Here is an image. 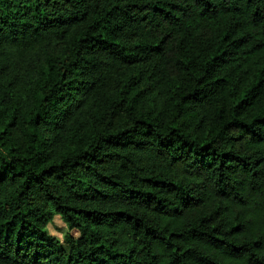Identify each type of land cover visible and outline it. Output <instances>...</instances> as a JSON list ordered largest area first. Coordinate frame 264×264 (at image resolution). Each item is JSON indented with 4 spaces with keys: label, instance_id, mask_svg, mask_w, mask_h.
<instances>
[{
    "label": "trees",
    "instance_id": "16d2710c",
    "mask_svg": "<svg viewBox=\"0 0 264 264\" xmlns=\"http://www.w3.org/2000/svg\"><path fill=\"white\" fill-rule=\"evenodd\" d=\"M0 264H264V0H0Z\"/></svg>",
    "mask_w": 264,
    "mask_h": 264
},
{
    "label": "rangeland",
    "instance_id": "374dc122",
    "mask_svg": "<svg viewBox=\"0 0 264 264\" xmlns=\"http://www.w3.org/2000/svg\"><path fill=\"white\" fill-rule=\"evenodd\" d=\"M47 231L51 236H53L60 242L63 241L64 235L69 232L61 219L55 215L50 219V222L47 226ZM69 233L73 236H77V233L75 231H71Z\"/></svg>",
    "mask_w": 264,
    "mask_h": 264
}]
</instances>
